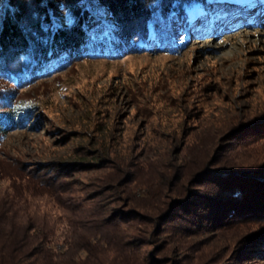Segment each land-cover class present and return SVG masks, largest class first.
Masks as SVG:
<instances>
[{
	"label": "rangeland",
	"instance_id": "obj_1",
	"mask_svg": "<svg viewBox=\"0 0 264 264\" xmlns=\"http://www.w3.org/2000/svg\"><path fill=\"white\" fill-rule=\"evenodd\" d=\"M88 1L112 24L105 6ZM234 2L194 12L163 49L150 42L115 58L78 59L13 90L18 114L0 132V199L21 197L33 223L48 228L43 247L89 250L52 264L98 256L149 264L148 255L154 264H264L256 239L264 217L243 203L247 196L234 219L203 227L189 228L180 209L188 191L201 189L194 174L206 165L264 162V0ZM10 87L0 81V91Z\"/></svg>",
	"mask_w": 264,
	"mask_h": 264
},
{
	"label": "trees",
	"instance_id": "obj_2",
	"mask_svg": "<svg viewBox=\"0 0 264 264\" xmlns=\"http://www.w3.org/2000/svg\"><path fill=\"white\" fill-rule=\"evenodd\" d=\"M232 1L234 5L239 2ZM88 2L0 0V81L11 86L0 91V132L12 127V115L18 114L10 110L11 106L17 108V102L11 99L15 88L78 59L115 58L135 48L142 51L150 42L163 49L193 20L194 12L211 14L219 6L233 4L231 0H95L105 6L112 19V24H107L89 12ZM213 15H208V23H213ZM53 16L68 17L57 26ZM195 174L194 182L201 189L188 191L180 201V209L191 223L189 228L203 227L209 220L234 219L237 213L233 215V210L241 206L238 200L243 195L247 196L243 203L257 204L262 209L258 214L264 217V162L235 168L219 160ZM16 200L0 199V264H38L37 260L49 264L73 257L79 250L89 252L79 245H69L62 253L43 247L39 242L45 240L48 228L33 223L21 197ZM168 213L171 216L170 210ZM101 214L96 211V215ZM128 214L139 218L137 212ZM112 220L109 217L106 224H113ZM256 239L262 242L264 231ZM148 258L149 264L157 261L150 255ZM93 260L95 264H106L99 256Z\"/></svg>",
	"mask_w": 264,
	"mask_h": 264
}]
</instances>
